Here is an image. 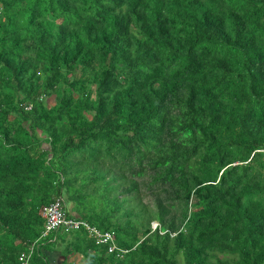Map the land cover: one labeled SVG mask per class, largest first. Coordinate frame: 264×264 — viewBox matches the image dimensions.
<instances>
[{"label": "trees", "instance_id": "16d2710c", "mask_svg": "<svg viewBox=\"0 0 264 264\" xmlns=\"http://www.w3.org/2000/svg\"><path fill=\"white\" fill-rule=\"evenodd\" d=\"M145 161L185 208L139 233L121 171ZM56 198L114 234L72 233L80 264H264V0H0V264Z\"/></svg>", "mask_w": 264, "mask_h": 264}, {"label": "rangeland", "instance_id": "374dc122", "mask_svg": "<svg viewBox=\"0 0 264 264\" xmlns=\"http://www.w3.org/2000/svg\"><path fill=\"white\" fill-rule=\"evenodd\" d=\"M175 113H177V110L173 108L172 114H175ZM170 137H171V133H168L166 136V139H169ZM149 164H150L149 162L145 161L142 163L141 167L136 165L133 170L124 169L123 171H121V173H123L127 179V181H125L124 183L123 188L121 189H126L127 187H129V182L133 180L138 184L140 195H139L138 200L129 201V202H126L125 205H123V209L127 212L130 211L131 215L129 217H125V216L121 217L120 216L121 213H119L118 214L119 221L121 225H123L125 222H129L131 228H136V230L139 233L143 230V228L138 227V222H140L143 218L144 223H146L149 217L155 214L157 200L162 201V203L165 205V207L167 208L169 212V217H174L177 223H179L180 219L182 218V216L180 217V214L181 212L183 213L184 208H185L184 201L178 198L177 196V194L179 193V190L177 189V187L176 186L171 187L168 185L163 186L162 184L155 182L157 179L158 173L156 172V170L151 168ZM114 166H113V169L117 171L118 164ZM88 188H94V186L90 185L88 186ZM122 195L125 196V194H122ZM123 196L119 195V198H122ZM68 206H67V209H69ZM96 211H98L97 213H99L100 215L101 213H103L101 212L102 211L101 206ZM156 226H157V223L155 221H152L150 227L154 229ZM74 232L75 231L71 233H67V232L64 233L62 230H60L58 232L59 236L57 240H55L54 238L51 239V241L53 240L52 242L54 241L56 242H55V245L52 246L53 248H51V250H54V251L52 252L48 251L50 252L49 258H48L50 260V264H62L64 259H65V264H72V263L80 264L78 255H75V256H72V255L64 256L63 255V249L65 245L72 243L74 239V235L72 234ZM77 232H83V230H80ZM110 233L113 234V232H110ZM113 237H114V234H113ZM39 239H40V236L37 239V242L39 241ZM114 243L117 246L115 240H114ZM31 258H32V255L30 259Z\"/></svg>", "mask_w": 264, "mask_h": 264}, {"label": "built area", "instance_id": "2783aa9c", "mask_svg": "<svg viewBox=\"0 0 264 264\" xmlns=\"http://www.w3.org/2000/svg\"><path fill=\"white\" fill-rule=\"evenodd\" d=\"M42 217L45 223L40 234V239H44L48 235L59 232L60 230L64 233L83 230V233H85L88 238L93 239L96 245L106 246L108 254L113 253L117 249L112 233L108 231L102 232L86 221L68 218L64 202L61 198H56L44 207L42 210ZM35 247H37V242L29 247L28 253L22 252L20 254V260L23 264H29L30 257Z\"/></svg>", "mask_w": 264, "mask_h": 264}, {"label": "clouds", "instance_id": "9594fccd", "mask_svg": "<svg viewBox=\"0 0 264 264\" xmlns=\"http://www.w3.org/2000/svg\"><path fill=\"white\" fill-rule=\"evenodd\" d=\"M82 221H85V220H82ZM87 222V221H86ZM87 223H89V222H87ZM90 224V223H89ZM91 225V224H90ZM92 226H94V225H92ZM95 227V226H94ZM99 230V229H98ZM101 231V230H100ZM102 232H104V231H102ZM90 239V238H89Z\"/></svg>", "mask_w": 264, "mask_h": 264}]
</instances>
